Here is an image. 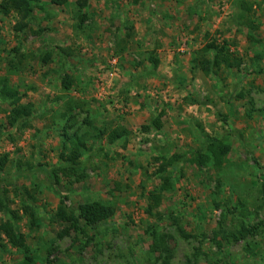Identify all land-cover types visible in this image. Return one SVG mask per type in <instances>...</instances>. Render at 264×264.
Returning <instances> with one entry per match:
<instances>
[{
    "label": "rangeland",
    "instance_id": "rangeland-1",
    "mask_svg": "<svg viewBox=\"0 0 264 264\" xmlns=\"http://www.w3.org/2000/svg\"><path fill=\"white\" fill-rule=\"evenodd\" d=\"M17 19L0 12V85L25 92L16 106L32 113L11 127L14 104L0 96V183L21 216L0 211V222L26 235L35 264H264V0L42 1L25 32ZM212 40H228L238 67L192 68ZM160 114L163 128L145 131ZM114 128L127 132L115 140ZM66 133L83 139L85 177L55 184L48 170L64 162ZM214 138L231 145L222 167L189 161ZM161 154L181 158L159 172ZM153 193L161 203L151 208ZM62 200L116 211L95 227L77 212L55 221ZM244 225L253 233L230 237ZM2 238L0 264L20 261Z\"/></svg>",
    "mask_w": 264,
    "mask_h": 264
},
{
    "label": "trees",
    "instance_id": "trees-1",
    "mask_svg": "<svg viewBox=\"0 0 264 264\" xmlns=\"http://www.w3.org/2000/svg\"><path fill=\"white\" fill-rule=\"evenodd\" d=\"M42 1H49L53 5H65L68 0H1L0 1V12L9 16L12 12L17 15V22L14 26L15 31L17 32H25L28 28L29 21L33 18L36 8L41 4ZM78 4L80 8L86 7L88 5V0H78ZM87 15L85 13H81L80 20L81 23L87 19ZM228 40L218 41L212 40L211 42L204 45L201 49L196 50L192 56V68L199 69L206 75H217L222 68L232 69L234 67H238L239 58L236 57L235 54L230 49L228 44ZM19 51L18 49H15ZM22 60L25 58V54L21 53ZM50 59V55H46L43 57L44 61H48ZM155 65L158 64V60H155ZM12 71V70H10ZM63 84L65 89H69L71 85V80L67 77L63 79ZM241 96L243 94H240ZM0 96L10 102V104H14L11 112L8 116V122L11 127H15L21 121V119H28L31 116L32 109L29 104H19L16 106L17 100L26 96L25 92H21L19 88L11 86L7 79L3 80L0 85ZM252 99L250 100V102ZM253 103V101H252ZM254 109L248 111V115L252 116V112ZM162 115L155 116L151 118L150 122L146 125H143V129L145 131L156 130L159 131L163 128ZM127 130L114 128L110 132V137L112 139H119L126 134ZM66 141L63 143V151L61 152V159L64 161L62 164L48 170L49 176L55 184L60 183V179L63 175H70L71 173L78 172L82 167V161L80 157L82 155V137L75 134L66 133ZM68 142H70L71 147L68 146ZM231 151V145L221 139L214 138L209 139L206 142V145L199 148L195 154L189 159L190 162L199 164L200 166H205L212 164L213 167L220 168L225 163L227 156ZM161 159L163 162L159 169V172H163L166 170L167 166L175 164L176 161L180 160V155H174L173 157L167 158L161 154ZM7 154L4 155L3 158L0 159L1 163L4 164L6 161ZM0 165V170L4 167ZM41 170H46L44 166H38ZM85 170V169H84ZM85 177V174L80 172L78 181ZM165 185L163 188H167L169 185V178L166 176ZM9 188L4 187L0 183V211L5 212L7 214H11L16 219H21V216L18 214V211L11 208L9 204L8 192ZM25 191V190H24ZM27 193L30 190H26ZM262 192L264 196V182L262 184ZM152 199L154 201L153 204L150 205L158 206L161 203V196L159 193H153ZM25 205V204H24ZM26 206V205H25ZM75 210V211H74ZM73 211L68 210L64 205V201H61V204L58 206L57 211L53 214L52 219L55 221H66L71 222L75 218V212H77L78 216L81 217L85 224L88 226L95 227L102 223L104 220L109 219L115 214V206L111 203H106L100 200H93L84 203H80L76 209ZM30 223L31 227L40 226L41 220L36 215L35 212H31L30 215ZM16 225L11 223V219H6L0 222V239L3 240V236L7 239V241L14 247L18 248L23 252V258L16 262L15 264H35V257L30 255L31 250L27 243V237L23 232H20ZM255 230V228H254ZM183 235L188 237L189 235L182 230ZM248 233H253V230L246 229L244 225L242 229L235 233H231L230 237L234 240H240L245 238ZM3 245L2 242H0Z\"/></svg>",
    "mask_w": 264,
    "mask_h": 264
}]
</instances>
